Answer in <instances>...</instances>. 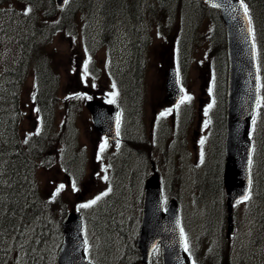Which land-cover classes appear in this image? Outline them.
Masks as SVG:
<instances>
[{
	"label": "rangeland",
	"instance_id": "1",
	"mask_svg": "<svg viewBox=\"0 0 264 264\" xmlns=\"http://www.w3.org/2000/svg\"><path fill=\"white\" fill-rule=\"evenodd\" d=\"M183 1L188 2V0ZM9 4L10 8H4V11L7 12L6 15L8 16H11L10 13L15 14L18 11L20 12L22 10H28L27 7L17 1L10 2ZM195 9L196 11L198 9L197 3L192 6H190V4L188 3L187 7L185 8L184 15L189 16L190 20H193L196 16L192 12H194ZM115 12H117V9H115ZM128 12L130 13L132 11H127L125 13ZM111 13L113 14L114 10L111 11ZM117 15L119 16V12ZM168 16H172V10L171 13L168 14ZM203 18L207 19L206 15ZM11 20L14 22V24H10L9 22V27L7 26V29L13 27L15 24L19 28L24 29V27L26 28L29 23L27 20H25L24 22L19 16H12ZM190 20H187V23H185L183 27H180V31L182 32L183 30L186 32L184 33V35L187 34L185 78L188 86V91L189 93H194L196 96H198V92H204L207 95L209 93L210 95L211 74L209 75V71L206 70L208 68L207 62L209 61L207 45H205L204 41H195L194 39L192 40V36L189 33L193 34V29L195 28V26H197L199 20H197L194 26L190 25ZM116 22H119V19H116ZM91 23H93L90 25L91 33L93 36L96 34L92 42L94 43V46L97 47L94 51V54L96 56L95 65L99 70L98 74L93 70L86 44L84 40H82L84 38L81 30L83 28L82 22H79L77 24L76 34L70 32L67 35H64V33L56 35L48 44L49 54L54 58L56 68L57 70H59L58 75L60 81L58 84V95L60 98V103L62 105H64L65 102L70 99L71 94H73L77 90H92L93 93L106 92L110 95L116 93L115 89L112 88L113 83L111 82V73L109 72L108 67L111 60L109 48L106 45L98 46L97 43V38L102 34V32L100 31L101 20L97 14H95V17L94 19H92ZM149 26L150 25H144V22L142 20H140L138 25H132L127 21L118 24H114L112 21L109 22L106 28L107 31H115V41H112L111 43L114 47H116L115 52L113 53L115 55L117 54L116 60L112 66L115 72L118 70V68L125 71V66H129L130 59L127 58L129 57V55L127 57L125 55L127 53V50H130V47L126 48V36H129V34L131 33V35L134 36L135 40H137L136 42L141 44L143 34L140 31L142 28L148 29ZM210 28L211 23L208 22V20H201L199 25L197 26L196 35H209ZM127 30H129L130 32H128ZM149 33L151 34V39L149 45L147 46L144 57L145 61L147 59L146 75L144 74V77L146 76V78L145 80L142 78L139 88V96L142 97V104L139 107V113L135 116L136 124H139L146 130L149 127L150 120L154 117L155 112L157 111L160 116L161 113H164L165 111L164 107L162 106V98L164 97V83L162 72L165 68L168 67V65L172 63L178 64L180 59V53L177 50V48H179L180 35L178 34V31L175 30V28L168 29L164 34H162L161 31H157L156 28L154 29V31H152V27L150 26ZM213 35L215 42L212 44V49L215 50L217 56L220 57L224 40V30L220 24H217L216 30ZM5 37H7V35L3 36V38ZM7 47V44L0 39V132L3 134L6 133L8 124L9 126H13L12 118L17 114V128L21 136H24L33 133L35 129L40 126V117L37 113L33 98V77L27 76V78L24 79L23 82H17V78L13 74H8L5 71L6 60L11 55ZM34 58L35 60H32V58L27 59L20 57L17 58V61L18 63L23 64L24 68L29 64H34L33 61H36L37 64L41 66L45 63V58L41 57L38 53H36ZM85 64H87V70H85ZM9 67L11 70H13V72L16 71V67L13 62L9 64ZM131 77V80L133 81L134 77ZM82 82L88 85V88H84ZM96 83L99 84L93 85ZM135 90L136 88L131 89V91ZM3 94H7V96L2 99L1 96H4ZM14 100H16L15 103ZM125 102V108H127L128 111L130 110L128 106L131 105V102L126 98ZM12 104L16 105V108L14 109L15 111H11L7 107H5V105L12 106ZM127 115L129 119L132 118L128 112ZM8 118H10V122ZM53 118V125H55L57 128L59 127L62 129L64 125V121L61 120L63 118L62 113L60 111H56L55 115L53 114ZM76 124L79 129V140L77 143L79 149L86 151L87 155L92 154L94 148L99 150V148L96 147V145L98 144V136L95 132H92L90 128L87 127V124H85L84 122L83 115H80L78 117ZM163 128L164 127L161 125L160 131H162ZM129 132L131 135H133L132 130H130ZM1 135L2 134H0V140L2 138L3 140H5L4 136ZM254 138L255 141L258 142V158L255 167V176L258 177V180L254 194L264 195V117L258 119L256 122ZM71 142L74 148V138H72ZM6 143L8 145L11 144L8 141ZM155 146L158 152L168 149V147L163 144L161 136H159L158 139H156L155 137ZM57 147V144L53 142L50 152L48 151V155L43 154V157L48 156L47 161H43L42 157L37 159L35 166V183L44 199L46 198L50 202V212L55 223L57 222V218L62 208H70L71 206H73V204L74 206L88 204L90 201L95 200L96 197H101L96 201L95 204H92L91 206L85 208L89 214V226L87 228L89 244L92 246L93 253L95 254L98 261L103 264L105 262V259H113L121 254V252L125 248V244L121 248V243L126 241V236L122 234L118 229H116L115 223L106 222L105 220L107 219V217L97 215V212H110V209H112L113 219L118 224V226H121L123 224V220L127 221L129 219L135 206V200L133 199L134 191L128 188L131 201H129L127 198L126 203L129 205V208L132 209L125 208V202L121 201V198L125 195L123 192H121L123 183L115 185L113 191L109 193V186L105 185L101 176L97 174L92 177L93 173L91 169L89 170L86 168L85 172H83L81 185L82 183L89 184L90 190L84 196V199L78 202L77 195L81 193L80 189L77 194H74L75 190L72 185H68L66 178H64L63 180V177H60L63 180L62 183H57V180H55V176L53 173H56L58 178L60 176L58 168H60L61 157L59 153L60 149H58L59 147ZM67 154H70V151L66 153V156ZM125 157L128 159L127 155ZM186 159L189 160V157L187 156ZM33 164L35 163L33 162ZM193 164L194 163H192L191 166ZM197 166L200 167L203 166V164H197ZM201 170L202 167H200L198 171ZM195 177L196 170L193 167L190 170H185L183 178L176 186L177 191L181 195L182 223L185 231L186 241L188 247L192 250L196 251L198 248L197 255H199L202 244H205L206 241H212V239L207 237L208 232L206 231L205 219L210 213L212 214V219L216 217L215 211L217 210V207L215 201L213 202L211 200V198L213 197L212 195H209L207 199L205 198L207 200L208 207L202 204V201L200 203H197V201L194 199L195 194L193 186ZM1 184H4V181H1ZM60 185H64V187L57 194L56 189ZM206 188L208 190V186H206ZM82 190L84 189L82 188ZM105 193L107 194L105 195ZM53 196H55V199H53ZM113 202L118 204L113 205ZM260 205H264L263 199L259 196L254 195L251 196L250 200H244L240 205H238L239 218L243 223L242 233L248 231V235H253L257 233V229L260 232L263 231L261 227L258 228V226H260V222L257 218H255L256 216H253L255 212L254 210L258 211ZM125 209L128 210L124 212ZM214 220L218 222V218H214ZM28 237L29 235L24 234L22 241H26ZM35 238L38 240V237L35 236ZM243 243H248V241L243 239L238 244V246L242 247ZM22 248L23 245L21 242L17 245V248H13L12 251L11 249L8 251L7 254L10 257L9 264H26V261H28V259L27 256L24 255V251H22ZM29 248L32 256H37V249L35 247L33 248L32 243L30 244ZM52 248L53 243L45 244L43 249L45 253H42L43 259H48V261H50ZM249 252H252L250 253L251 256L249 257V262L251 264H263L264 242L252 243L249 246ZM37 254V257L41 258V255H39V251ZM236 254L237 252L235 251V255ZM39 263L40 261H36V259L35 261L32 260V264Z\"/></svg>",
	"mask_w": 264,
	"mask_h": 264
},
{
	"label": "trees",
	"instance_id": "2",
	"mask_svg": "<svg viewBox=\"0 0 264 264\" xmlns=\"http://www.w3.org/2000/svg\"><path fill=\"white\" fill-rule=\"evenodd\" d=\"M91 1L69 0L64 9L58 10L53 0H18L25 7L29 4L32 7V11L25 13L26 11L22 10L15 14L10 13L11 16H8L4 8H10L9 3L12 0H0V39L8 44L7 46L10 49L13 47V44L16 45V52L20 56H28L30 53L31 57H33L34 54L44 49L45 53L47 51L49 52L48 44L56 29H67L72 23L75 13L77 11L89 10ZM246 2L249 5L252 15L257 20L256 36L260 41L264 59V0H246ZM100 3L104 7L103 13L108 18L115 13L117 15L118 12L119 15H123L124 12L132 11L140 18L147 14L150 16V20L155 22L158 16L156 10L166 15L171 6H175L177 9H185L188 3L192 6L197 1L100 0ZM115 9H117V12H115ZM200 9L204 10L203 7H200ZM113 10L114 13L112 14L111 11ZM254 10L257 15L254 13ZM12 16H19L24 22L27 20L29 23L26 28H19L15 24L13 27L7 29L9 22L10 24H14L11 20ZM210 17L216 22L219 21L218 13H210ZM5 35L7 37L3 38ZM139 59L141 60V54L139 55ZM34 67L37 74V82L40 84L37 95L41 107L46 110L45 108L50 107V98L54 97L53 93L57 88V75L48 64V61L42 64V66L34 64ZM14 74H19V70H16ZM10 131L12 140H16L17 137L13 126H10ZM46 140L41 135L30 137V140L27 141L28 144L24 145V149L18 146V140L15 144H10V146L6 142L0 144V149H6L5 154L9 156L4 157V154L2 159H0V264H6V257L2 253L4 251L3 247L7 244L14 232L17 233L20 227H24L30 223L45 208L43 203L35 197L36 192L31 178L33 175V159L43 154L47 147ZM1 181H4V184H1ZM214 185L218 188L219 184L215 182Z\"/></svg>",
	"mask_w": 264,
	"mask_h": 264
},
{
	"label": "water",
	"instance_id": "3",
	"mask_svg": "<svg viewBox=\"0 0 264 264\" xmlns=\"http://www.w3.org/2000/svg\"><path fill=\"white\" fill-rule=\"evenodd\" d=\"M64 4L66 0H56ZM219 5L222 18L227 27L229 78H228V134L226 143L225 187L228 193V208L231 203L247 193L250 186L249 160H251V143L249 134L250 122L253 118L259 95V71L256 59L255 42L252 32H249L247 16L240 0H207ZM252 27V26H251ZM174 79H170L173 87ZM173 91L170 96L173 97ZM179 93L177 91V97ZM97 104L99 107L97 108ZM88 105L94 112L103 106L101 103L90 101ZM96 110V112H97ZM117 108L104 105L98 110V119L110 124L114 134H108L115 139L117 123ZM158 174L148 180L147 194L151 195V217L155 219V210H160ZM166 223L169 230L164 239L166 264H190L189 256L183 250V241L178 225L177 205L171 203L168 207ZM64 245L60 249L58 260L60 264H91L84 254L82 239V220L79 212H71L63 221Z\"/></svg>",
	"mask_w": 264,
	"mask_h": 264
},
{
	"label": "snow or ice",
	"instance_id": "4",
	"mask_svg": "<svg viewBox=\"0 0 264 264\" xmlns=\"http://www.w3.org/2000/svg\"><path fill=\"white\" fill-rule=\"evenodd\" d=\"M240 4L243 6V9H244V13L245 15L247 16V19H248V24H249V32H252L253 34V38H254V30L252 29L251 27V16L248 14V7L247 5L244 3V0H240ZM216 7H218L219 5H214ZM31 9H28V11H30ZM85 70H87V64H85ZM113 87H115V85H113ZM186 100L190 101L191 100V97L190 96H184L182 99H181V103L185 102ZM110 103H114V101H109ZM178 107V105H177ZM211 107V106H210ZM169 112L171 111V109L168 110ZM161 115H165V113H161ZM119 119V118H118ZM201 143H203V141H201ZM101 150H103V145L101 146ZM249 164H251V160H249ZM105 179H107V177H105ZM64 185H60L57 189H56V193L58 194L62 189H63ZM73 187H75V185H73ZM107 193H105L106 195ZM101 197H96L95 200L93 201H90L88 204H84V205H81V207H89L91 206L92 204H95L97 200H99ZM53 199H55V196H53ZM244 199H248V197H244ZM185 247L187 248V244H185Z\"/></svg>",
	"mask_w": 264,
	"mask_h": 264
},
{
	"label": "bare ground",
	"instance_id": "5",
	"mask_svg": "<svg viewBox=\"0 0 264 264\" xmlns=\"http://www.w3.org/2000/svg\"><path fill=\"white\" fill-rule=\"evenodd\" d=\"M0 134H2L1 136L8 135L9 134V129H7L6 133L3 134V133L0 132ZM5 150L6 149H0V159H2L3 155L6 153ZM4 157H9V156L7 154H5ZM39 214H41V212Z\"/></svg>",
	"mask_w": 264,
	"mask_h": 264
},
{
	"label": "flooded vegetation",
	"instance_id": "6",
	"mask_svg": "<svg viewBox=\"0 0 264 264\" xmlns=\"http://www.w3.org/2000/svg\"><path fill=\"white\" fill-rule=\"evenodd\" d=\"M216 158H218V157H216ZM218 160H220V159L218 158ZM151 264H155V262H153V263H151Z\"/></svg>",
	"mask_w": 264,
	"mask_h": 264
}]
</instances>
